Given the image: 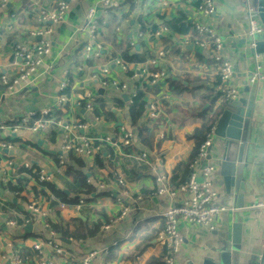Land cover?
<instances>
[{
	"label": "crops",
	"instance_id": "crops-1",
	"mask_svg": "<svg viewBox=\"0 0 264 264\" xmlns=\"http://www.w3.org/2000/svg\"><path fill=\"white\" fill-rule=\"evenodd\" d=\"M59 1L0 0L1 74L17 75L21 63L14 58V48L39 41L31 36L37 28L35 18L54 9ZM112 1L120 6L111 14L118 22L109 28L110 17L97 19L94 36L101 45L97 59H85L84 48L91 45V34L82 30L84 14L97 0L66 1L64 22L47 23L51 52L42 58L33 81L10 97L0 88V126L14 129L0 131V203L10 219H19L23 214L30 218L28 225L13 229L0 218V263L9 264L13 247L19 249L21 258L22 251L31 252L33 244L44 242L48 236L43 220L27 211L33 199L42 203L48 194L26 174L24 165H29L71 201L63 209H53L57 201L45 206L44 222L54 234L51 225L75 219L79 222L75 229L101 227L96 237L83 242L61 241L56 234L67 260L92 251H106L93 264H164L163 248L157 238L163 229L162 215L176 204L166 198L150 199L155 190L153 174L166 176L173 188L185 182L189 174L186 162L198 144L192 134L218 115L212 147L203 162L213 167L216 174V162L225 143L219 131L220 117L235 102L243 103L237 111L244 107L247 123L240 189L227 195L221 178L214 177L219 204L236 211L218 216L212 231L180 223L182 245L175 264H201L205 258H213L220 236L230 234L233 223L242 227L244 248L253 256H260L264 215L238 211L264 199V83L250 86L247 82L256 68L264 75V61L243 60L247 11L238 0H213L214 15L204 19L200 0ZM97 10L100 14L101 9ZM180 19L191 28L195 21L202 23L223 42L221 60L229 62L234 72L228 82V87L237 92L234 101L222 102L214 96L221 60L214 61L206 52L197 50L193 46L195 34L191 37L163 28L165 23ZM155 28L160 33L157 38L152 37ZM124 44L128 45L130 56L142 59L140 64L128 65L120 59ZM151 74L163 76L152 85L148 78ZM113 84L126 91L121 92ZM85 94L93 97L92 112L83 109L81 98ZM137 94L141 108L133 125L129 113ZM148 104H157V118H148L144 110ZM46 112L50 121L47 130L31 133V126L25 124L43 119ZM121 130L132 135L129 148L119 141ZM65 138L75 146L82 139L90 141L89 153L76 156L63 152L61 142ZM103 138H110L111 145L102 146ZM1 145H10L11 149H2ZM142 155L146 161L140 160ZM79 200L83 205L76 211L74 206ZM123 211L125 217L114 224ZM25 227L31 228L29 233L24 232Z\"/></svg>",
	"mask_w": 264,
	"mask_h": 264
},
{
	"label": "built area",
	"instance_id": "built-area-1",
	"mask_svg": "<svg viewBox=\"0 0 264 264\" xmlns=\"http://www.w3.org/2000/svg\"><path fill=\"white\" fill-rule=\"evenodd\" d=\"M67 2H75L76 0H66ZM65 0H60L56 3L55 8L38 14L35 18L37 28L32 32L33 38L39 39L38 42L34 41L29 45L16 46L14 48V58L21 63V69L17 75L8 77L7 75L0 73V88L5 92V95L10 97L17 94L19 90L24 88L33 81L38 69L41 67L42 58L46 57L51 52V44L49 41L51 30L47 28V23L61 24L64 22L68 6ZM125 1V0H123ZM101 9V13L98 14L97 8ZM119 4L112 0H97V3L87 9L83 18L82 30L91 34L89 36L90 44L85 46L84 53L85 59L89 58L97 59L101 51V45L95 42L97 33V19L100 16L106 18L110 14H115L119 10ZM1 8V6H0ZM199 10L204 19H208L214 15L213 0H200ZM192 29L194 30V42L193 46L202 52H206L212 57V60H221V53L223 48V42L209 30L207 26L202 23L193 22ZM261 33V28L253 19H248V36ZM160 33H155L154 38L159 37ZM92 42V43H91ZM161 57L162 54H159ZM121 66L120 62H116ZM50 69V68H49ZM234 75L232 65L221 60L219 65V84L214 89V96H218L222 102H232L237 98V92L228 87V82ZM162 74H151L148 76L150 83L154 85L159 79L162 78ZM248 85L253 86L256 83H264V75L260 70H256L248 76ZM103 85L107 83L103 82ZM116 89L121 92L126 91L125 87L118 88L113 84ZM65 83L62 84L61 89L64 90ZM81 101L83 109L87 112H92L95 105L91 94H85ZM64 103V100H60V104ZM148 118L154 119L159 115V108L157 104H148L144 107ZM43 119L35 122L30 128L31 133H38L47 130L50 125L48 120V112L43 114ZM80 129V127H78ZM14 130L11 127L0 126V131ZM119 141L124 148L131 146L132 135L129 132L121 130ZM215 128L210 127L208 133L205 136V140L198 147L197 156L195 160L189 165L187 181L177 187H171L169 180L166 176H159L153 174L155 190L150 196L151 200L156 198H166L170 202H174L176 205L171 207L162 215L163 229L157 238L158 244L163 248L164 252V264H175V257L177 256L180 247L182 245V237L180 235V223L187 226L195 227L198 229H204L212 231L216 218L227 212H235V208L227 209L219 204L218 194L215 191V169L209 165H205L203 162L209 155V151L212 147L214 139ZM161 138V137H160ZM102 146L111 145L112 140L110 138H103L101 141ZM2 149L10 150V145H1ZM61 150L65 153L73 152L76 156L87 155L90 150V141L80 140L79 145L71 144L70 141L65 138L61 142ZM140 160L146 161V156L142 155ZM62 165V162H61ZM29 165H24V169L28 170ZM38 182L40 184H47L48 178L42 173L39 174ZM120 186H124L120 183ZM56 202V199L47 194L45 201L42 203L33 199L28 207L27 211L35 217L43 220V229L46 230L48 236L44 242H38L31 247L32 257L22 260L19 255V249L13 247L11 254V260L9 264H93L95 261L106 255V251L98 252L92 251L79 258L67 260V253L62 248L60 241L57 239V235L54 234L45 224L44 220L47 215L45 206H49L51 203ZM83 201L79 200L77 205L74 206L76 211H79ZM63 205H59V209H63ZM239 212H254L256 214L264 215V199L256 200L249 206H242L238 209ZM125 217V211L122 212L119 218L114 220V224L118 223ZM0 218L5 220V225L8 228H16V224L10 219L9 215L5 213L2 204L0 203ZM108 227H105L107 229ZM62 258V259H60ZM2 264V263H0Z\"/></svg>",
	"mask_w": 264,
	"mask_h": 264
},
{
	"label": "water",
	"instance_id": "water-1",
	"mask_svg": "<svg viewBox=\"0 0 264 264\" xmlns=\"http://www.w3.org/2000/svg\"><path fill=\"white\" fill-rule=\"evenodd\" d=\"M240 5L247 11V18L253 19L261 28V33L246 37L245 62L257 59L264 61V0H238ZM123 99H127L124 96ZM243 103L230 104L220 117L219 131L225 143L221 157L216 162L217 172L215 176L220 177L227 195H233L234 191L240 189L241 174L244 162V143L247 131L245 113L243 109L237 111ZM246 125V127H244ZM243 140L241 141V139ZM30 227H25L24 232L29 233ZM245 247L242 236V227L239 223L230 226V234L224 233L220 236L218 246L213 251V258H205L201 264H264V246L260 256H253ZM246 250V251H245ZM254 257V258H253Z\"/></svg>",
	"mask_w": 264,
	"mask_h": 264
},
{
	"label": "trees",
	"instance_id": "trees-1",
	"mask_svg": "<svg viewBox=\"0 0 264 264\" xmlns=\"http://www.w3.org/2000/svg\"><path fill=\"white\" fill-rule=\"evenodd\" d=\"M131 9L132 8H130V11H131ZM109 17H110V21H111L109 23V28H113V26L118 22V20H117V18L115 16H112L111 14H110ZM98 26H99V24H98ZM163 28L168 29L169 31H172L173 33H176V34H189L191 37H193V34H194L190 24L186 23L183 19L173 21V22H171L169 24L165 23ZM156 30H158V28H155L154 32ZM157 32L158 31H156L155 33H157ZM194 38H195V36H194ZM194 38H193V40H194ZM123 46L125 47V49L120 54V59L125 64H128V65L129 64H140L142 62V59L140 57H138V56H130L128 54V50H129L128 45L124 44ZM135 100H136L135 106L130 110V113H129V117H130L131 123L133 125L136 123V119L140 115L141 105L138 103L140 101V95L139 94L136 95ZM217 120H218V115H213L207 121V123L205 125L200 127L198 130H196L192 134V139L198 141V144L196 146L197 149L202 144V142L205 140V136L208 133L210 127H212L217 122ZM31 124L33 125L34 123H30V124L26 123L25 126L26 127L32 126ZM52 135L53 134L51 133L50 136H52ZM197 149H196V152L194 151V154H193L192 158H190L186 162V166L185 167L187 168V172H189V170H188L189 165L195 160V158L197 156ZM178 166H179V164H178ZM182 166L183 165L181 164L180 168ZM26 174L28 176H30L31 178H33L36 182H38V177H39V170L38 169L30 168V169H28V171H26ZM186 181H187V179L185 180V182ZM185 182H182L177 187L183 185ZM39 185L41 187H43L48 194L52 195L56 199L57 204L53 203V205H52L53 209L56 208V207L59 208V205L69 206L68 204H71V201L67 200V198L65 197V195L63 193L55 191L53 189V187L50 186L49 184H45L44 183V184H39ZM13 221L16 224L17 227H23V226H26V225H28L30 223V218L27 215L23 214L21 216V218L14 219ZM76 224H79L78 220H76V219L75 220H70L69 222H66V223L65 222H57V224L51 225V229L56 234L59 235V238H60L61 241H74V242H79V241L83 242L86 239L94 238L101 231L100 225L91 226V229H86V228L75 229L74 226ZM30 257H32V251L31 252L30 251H22V253H21V259L22 260H24L26 258H30ZM163 262H164V253H163V257L161 259V263H163Z\"/></svg>",
	"mask_w": 264,
	"mask_h": 264
}]
</instances>
